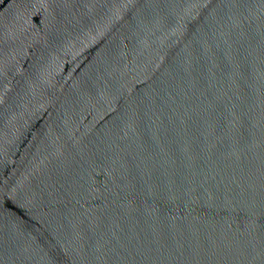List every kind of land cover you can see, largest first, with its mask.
Returning a JSON list of instances; mask_svg holds the SVG:
<instances>
[{
  "label": "water",
  "instance_id": "water-1",
  "mask_svg": "<svg viewBox=\"0 0 264 264\" xmlns=\"http://www.w3.org/2000/svg\"><path fill=\"white\" fill-rule=\"evenodd\" d=\"M0 264H264V0H0Z\"/></svg>",
  "mask_w": 264,
  "mask_h": 264
}]
</instances>
